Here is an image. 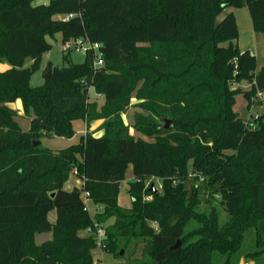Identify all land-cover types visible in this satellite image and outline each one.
<instances>
[{"label":"trees","instance_id":"1","mask_svg":"<svg viewBox=\"0 0 264 264\" xmlns=\"http://www.w3.org/2000/svg\"><path fill=\"white\" fill-rule=\"evenodd\" d=\"M35 1L0 0V62L10 64L0 70V264H94L97 247L120 256L132 243L149 257L133 264H262L264 114L250 128L234 106L239 94L249 107L264 95V66L257 70L256 56L238 47L227 10L247 7L264 34V0ZM55 34L99 43L103 65L94 66L92 52L82 63L65 52L68 64L50 63L33 87L30 76ZM241 82L250 89L233 88ZM91 88L103 97L100 107ZM17 100L31 118L27 131L9 106ZM132 106L146 113L135 115L133 128L147 139L123 119ZM165 119L173 126L163 130ZM78 120L102 121V135L88 132L60 150L34 145L72 138ZM129 165L132 206L123 209L118 192ZM73 173L83 185L65 190ZM151 178L161 193L146 187ZM84 193L103 211L91 216ZM249 231L254 250L243 253ZM44 232L52 239L36 244Z\"/></svg>","mask_w":264,"mask_h":264},{"label":"rangeland","instance_id":"2","mask_svg":"<svg viewBox=\"0 0 264 264\" xmlns=\"http://www.w3.org/2000/svg\"><path fill=\"white\" fill-rule=\"evenodd\" d=\"M51 0H36L33 5H42V4H48ZM227 11H232L234 14V17L236 19L237 23V29L239 33V38L236 41L238 47L241 51H249L252 54L256 56L257 60V70H260L264 66V34L261 32H256L253 29L252 20L250 17V13L247 9V7L242 8H236V9H228ZM49 42L51 43L52 47L50 51L43 54L42 58L39 61V67L37 70H35L31 76H30V84L33 87H37L42 85L45 82V70L47 66L52 63L54 66L62 67L68 64V62L65 60L64 55L66 54L64 49V44L66 42H75L77 39H70L63 41L60 34H55L53 37H48ZM85 46H87L85 44ZM86 55L82 51H71V54L69 55V59L73 63H82L85 61ZM32 64L31 59H26L25 61V67H29ZM10 68V64L7 61L0 62V70L5 71L6 69ZM233 88H241L242 90H249L250 85L247 82H241L239 84H234ZM90 98L91 101H96L98 104V107H100L104 100L103 97L99 94H96L94 89H90ZM264 95H261L258 93L257 96L252 98L250 107L249 102L244 98L243 94H239L236 96V104L234 106V110L236 113H238L239 117L245 119V120H254V117L257 115L264 114ZM139 101L137 99L132 100V104H137ZM12 104V108L17 109L20 108L22 110V105L19 100L15 101ZM20 110L19 115L17 116L16 120L20 123L22 129L24 131H27L30 128V120L31 118L27 117L22 113ZM137 113L146 114L140 107L132 106L130 109L123 115L124 121L129 125V130L132 135H134L136 138H143L147 139L142 134L138 133L134 128L133 124L135 122V115ZM75 128L77 130V134L73 138H64V137H48L45 136L41 139V144L43 147H48L52 150H60L67 148L73 144H77L80 141L81 134L79 133V128L84 127V123L82 121H76ZM99 122H93L92 126L87 127L88 131L95 132L97 135L99 131L98 125ZM93 128V129H92ZM92 129V130H91ZM73 176H71L70 180L65 184L64 189L70 190L71 183L73 181ZM134 180L133 175V168L132 165H129L127 168V171L125 173V177L122 180L120 184V189L118 192V200L117 204L120 208L123 209H129L132 206V198L129 195L127 189L129 187V183ZM154 185L158 191L162 192V183L160 179L157 178H151L147 181L146 187L151 188V186ZM204 198V197H203ZM151 197L148 195L145 197V200H150ZM201 204V209L207 208L208 205L205 203V199ZM211 203V201H210ZM215 204V203H212ZM87 207L91 214V216H95L97 213L96 210V204H94L92 201H87ZM99 207V212L103 211L102 206ZM220 210V221L224 222L228 219V214ZM98 212V213H99ZM57 218V212L55 210L51 211L49 213V220L51 222H55ZM114 219H111L107 222V225L112 224ZM52 238L51 232H44L39 233L35 237V241L37 244H42L47 240H50ZM254 232L249 231L246 234L244 245L242 248L243 253L249 252L254 250ZM134 243H132L127 248V253L125 256H119L112 252L105 251L104 249L97 247L94 250V257L97 261H100L102 264H133L135 261H140L143 259H149L148 256H145L142 254V245H140L138 248H134ZM134 253L131 255V253ZM121 250H118L120 254ZM261 263L264 264V257L261 259ZM239 264H256L255 261L242 258L240 260Z\"/></svg>","mask_w":264,"mask_h":264},{"label":"built area","instance_id":"3","mask_svg":"<svg viewBox=\"0 0 264 264\" xmlns=\"http://www.w3.org/2000/svg\"><path fill=\"white\" fill-rule=\"evenodd\" d=\"M73 15H67L64 18L65 19H69L71 18ZM85 44L87 46H85ZM100 48V44L99 43H92L90 41H88L86 38H77V40L73 43V42H66L64 44V49L66 52L69 51H82L85 55L89 54L90 52L93 53L94 55V66L99 67L103 65V58H102V54L99 51ZM258 117L255 116L254 120H246V124L250 127V128H254L255 127V119ZM191 176H195V174H191ZM87 193L83 194L84 197V201L86 203L87 206V201L89 200L87 198ZM88 208V207H87ZM96 210L97 212H99V207L96 206ZM95 226L97 227L96 230V235L98 239H101L104 235H105V229L103 225H99L98 223L95 224ZM87 233H94L95 231H93V229L91 227H89L86 231ZM94 264H102L100 261H97Z\"/></svg>","mask_w":264,"mask_h":264},{"label":"crops","instance_id":"4","mask_svg":"<svg viewBox=\"0 0 264 264\" xmlns=\"http://www.w3.org/2000/svg\"><path fill=\"white\" fill-rule=\"evenodd\" d=\"M251 54H252V53H251ZM253 55H254V54H253ZM19 101H20V100H19ZM20 102H21V101H20ZM11 105H12V104H9L10 107H12ZM21 105H22V103H21ZM13 109H14V108H13ZM15 110H17L18 113H20V110H21V109H20V108H17V109H15ZM21 111H22V113H23V108H22ZM78 121H82V122L84 123V125H85L83 128H82V127L79 128V129H80V130H79V133L81 134V136L86 135L88 132H92V131H88V130H87V129H88V128H87L88 126H87V124H86L85 121H83V120H78ZM75 122H76V121H75ZM75 122H74V123H75ZM94 122H99V124H98L99 126H100L101 123H102V121H94ZM92 125H93V122L90 124V126H92ZM99 126H98V127H99ZM74 128H75V124H74ZM92 129H93V128H92ZM92 129H91V130H92ZM75 131H76V133H75V135H76V134H77V130H76V128H75ZM75 135H74V136H75ZM101 135H102V131H99L97 135L95 134V136H101ZM74 136H73V137H74ZM73 137H72V138H73ZM40 141H41V140H40ZM71 176H73L74 178H73V181H72V183H71V188H70V190H72V189H74V188H81L82 185H83L82 180L79 179V178H77V177L75 176V173H73ZM71 176H70V178H71ZM70 178L68 179V181L70 180ZM68 181H67V182H68ZM67 182H65V184H66ZM65 184H64V187H65ZM64 187H63V188H64ZM85 233H86V232H84L83 234H85ZM36 235H37V234H36ZM35 237H36V236H35ZM51 239H52V238H51ZM51 239H50V240H51ZM47 241H49V240H47ZM47 241H45V242H47ZM36 244H37V243H36ZM38 245H40V244H38Z\"/></svg>","mask_w":264,"mask_h":264},{"label":"water","instance_id":"5","mask_svg":"<svg viewBox=\"0 0 264 264\" xmlns=\"http://www.w3.org/2000/svg\"><path fill=\"white\" fill-rule=\"evenodd\" d=\"M51 1H52V0H51ZM48 76H49V72L45 74V77H48ZM172 126H173V122H172V120H170V119H165V120H164V124L162 125L161 129H163V130H165V129H169V128H171ZM40 144H41V141H40V140L34 142V145H35V146H38V145H40ZM150 189H151V191H152L153 193H157V192H158V189H157L154 185H152ZM179 246H180V242H177V244L174 245L173 248H178ZM120 255H121V256L124 255V250H121V251H120Z\"/></svg>","mask_w":264,"mask_h":264}]
</instances>
